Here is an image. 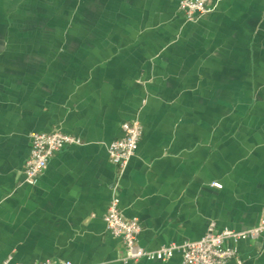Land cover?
I'll list each match as a JSON object with an SVG mask.
<instances>
[{"label": "crops", "instance_id": "crops-1", "mask_svg": "<svg viewBox=\"0 0 264 264\" xmlns=\"http://www.w3.org/2000/svg\"><path fill=\"white\" fill-rule=\"evenodd\" d=\"M179 2L0 0V264H180L123 260L104 221L115 186L148 249L264 218V0H209L195 21ZM135 118L121 169L107 146ZM53 130L82 143L28 184L31 134ZM237 246L264 264V233Z\"/></svg>", "mask_w": 264, "mask_h": 264}, {"label": "built area", "instance_id": "built-area-1", "mask_svg": "<svg viewBox=\"0 0 264 264\" xmlns=\"http://www.w3.org/2000/svg\"><path fill=\"white\" fill-rule=\"evenodd\" d=\"M179 10L187 21H195L210 10L209 0H180ZM121 127L122 135L112 140L108 144L107 150L110 160L123 169L136 153L143 134V124L138 118H135L124 121ZM81 143L80 137L60 130L32 133L30 152L23 166L24 181L28 184H35L57 151L68 145ZM213 185L222 186L219 182H214ZM104 221L110 232L122 239L125 245L124 261L140 258L164 261L172 257L176 251H181L182 261L180 264H228L231 260H235L237 264H242L244 259L240 256L238 242L243 239H258L264 233V218L256 225L243 230L230 228L219 230L216 223L212 221L205 234L198 240H187L158 249H148L138 242V234L142 228L138 219L126 217L122 213L117 186L114 188ZM230 241L232 244H229ZM1 264L74 263L71 260H54L51 258L21 262L13 261L12 257L9 256Z\"/></svg>", "mask_w": 264, "mask_h": 264}]
</instances>
